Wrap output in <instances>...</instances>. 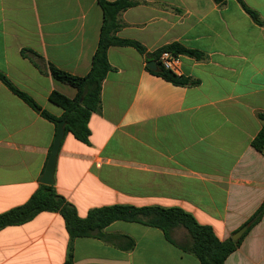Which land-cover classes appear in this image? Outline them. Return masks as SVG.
<instances>
[{
  "label": "crops",
  "instance_id": "crops-1",
  "mask_svg": "<svg viewBox=\"0 0 264 264\" xmlns=\"http://www.w3.org/2000/svg\"><path fill=\"white\" fill-rule=\"evenodd\" d=\"M241 1L264 22V0ZM136 2L118 13L116 36L140 42L145 53L108 48L111 69L88 139L64 132L52 185L79 217L115 204L178 207L225 240L264 201V145L251 144L264 113V24L239 0ZM101 23L96 0H0V73L60 117L49 94L73 98L76 89L49 67L86 74ZM173 42L201 54H179L176 75L187 84L146 68V54ZM55 132L0 80V213L41 184ZM101 234L71 240L58 211H41L0 229V264H63L69 244L73 264H200L177 245L191 241L180 225L169 233L177 244L135 221H113ZM224 264H264V213Z\"/></svg>",
  "mask_w": 264,
  "mask_h": 264
},
{
  "label": "trees",
  "instance_id": "trees-1",
  "mask_svg": "<svg viewBox=\"0 0 264 264\" xmlns=\"http://www.w3.org/2000/svg\"><path fill=\"white\" fill-rule=\"evenodd\" d=\"M96 1L102 10V23L88 72L78 76L53 65L49 67L51 75L56 80L76 89V95L73 98H69L58 91H52L49 94V100L63 110L60 117H55L46 110H42L32 98L17 89L0 73V80L13 93L34 110L40 112L44 118L53 122L56 127L57 123L63 119L65 121L64 131L72 133L73 136L83 142H86L88 139L89 130L87 122L90 113L97 110L100 105L102 80L111 69L107 59L108 48L112 45L131 46L141 54L145 53V47L140 42L116 36V31L121 26L117 20L118 13L135 5L137 3L136 0ZM215 1L221 2L222 0ZM239 1L256 23L264 24L255 11L248 8L241 0ZM165 50L174 54H186L197 58L201 56L200 52L173 42L159 47L150 54H146L145 62L153 59L158 65L156 70H151L146 66L148 71L174 84H187L189 82L187 78L165 70L157 62V56ZM257 116L260 119L261 127L252 139L251 144L257 150H262L264 145V113H258ZM41 211H58L64 220L71 240L75 237L101 236L102 229L111 222L124 220L141 222L159 228L171 243L177 244L171 240L169 233L173 227L180 225L188 231L191 241L188 245L177 244L178 246L183 250L193 253L200 264H224L226 257L240 245L242 238L248 230L260 220L264 213V201L241 225H247V229L239 240L233 241L231 237L220 240L210 225L197 222L192 214L178 207H137L115 204L92 208L85 217H79L75 207L61 195L57 194L53 185L41 183L24 203L0 213V229L7 225L24 223ZM63 264H73L71 244L68 246Z\"/></svg>",
  "mask_w": 264,
  "mask_h": 264
},
{
  "label": "water",
  "instance_id": "water-1",
  "mask_svg": "<svg viewBox=\"0 0 264 264\" xmlns=\"http://www.w3.org/2000/svg\"><path fill=\"white\" fill-rule=\"evenodd\" d=\"M146 66L151 70H156L158 65L155 60H149L146 62ZM64 124L65 121L62 119L57 123L55 136L53 139V143L50 149V153L43 171V174L40 177V182L46 185H52L53 184V173H54V166H55V160H56V154L58 152V149L60 147V143L62 141V138L64 136ZM247 229V225H244L237 229L234 233H232L231 238L233 241L239 240V238L244 234V232Z\"/></svg>",
  "mask_w": 264,
  "mask_h": 264
},
{
  "label": "built area",
  "instance_id": "built-area-1",
  "mask_svg": "<svg viewBox=\"0 0 264 264\" xmlns=\"http://www.w3.org/2000/svg\"><path fill=\"white\" fill-rule=\"evenodd\" d=\"M157 62L165 69L174 74H178L180 72V55L174 54L170 51H162L157 56Z\"/></svg>",
  "mask_w": 264,
  "mask_h": 264
},
{
  "label": "rangeland",
  "instance_id": "rangeland-1",
  "mask_svg": "<svg viewBox=\"0 0 264 264\" xmlns=\"http://www.w3.org/2000/svg\"><path fill=\"white\" fill-rule=\"evenodd\" d=\"M146 220H147V218H146ZM180 241H182V240H180ZM187 241H185V243H186ZM186 244H188V243H186Z\"/></svg>",
  "mask_w": 264,
  "mask_h": 264
}]
</instances>
